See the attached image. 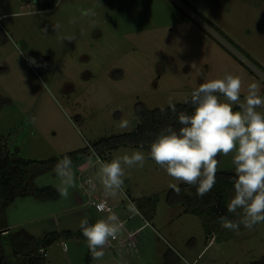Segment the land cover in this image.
Masks as SVG:
<instances>
[{"label": "rangeland", "instance_id": "obj_1", "mask_svg": "<svg viewBox=\"0 0 264 264\" xmlns=\"http://www.w3.org/2000/svg\"><path fill=\"white\" fill-rule=\"evenodd\" d=\"M89 8L96 15L81 17ZM226 73L241 78L242 101L254 82L264 96V0H0V142L12 157L60 159L86 146L95 153L93 161L135 150L147 157L146 149L130 145L97 154L92 143L133 130L139 103L163 108L169 97L183 102L205 79ZM122 119L129 121L127 128L119 126ZM233 156H219L217 171L235 173ZM57 162L34 165L29 185L57 190ZM80 164L81 172L73 165L76 186L67 198L58 191L47 199L17 194L7 205L0 255L14 260L12 247L22 243H29L32 255L43 246L45 264H118L117 256L135 264H162L167 249L185 264H250L264 255V222L251 230L241 225L236 234L212 214L207 220L170 185L182 186L190 199L197 197L196 187L146 159L143 168L125 166L123 192L107 195L115 206L112 213L127 220L126 229L140 227L134 246L127 241L117 246L125 236L121 229L103 257L93 259L80 221L94 223L112 213L98 211L83 189L94 185L92 195L100 196L99 166L87 160ZM226 193L229 202L234 189ZM51 233L56 236L43 244Z\"/></svg>", "mask_w": 264, "mask_h": 264}, {"label": "clouds", "instance_id": "obj_2", "mask_svg": "<svg viewBox=\"0 0 264 264\" xmlns=\"http://www.w3.org/2000/svg\"><path fill=\"white\" fill-rule=\"evenodd\" d=\"M80 14L81 17H94L96 12L89 8L82 9ZM60 28L59 23L54 25L55 31ZM241 93L239 76L226 73L222 78L205 79L184 101L191 105V114L178 112L169 97L168 109H161V114L168 110L176 114V123L180 127L161 129L150 143L147 157L142 150L111 161L101 160L98 156L93 161L95 153L87 157L89 164L99 166L98 175L106 195L115 197L123 192L125 166L128 169L143 168L146 159H151L168 176L195 186L197 196L204 197L215 186L220 163L218 157L234 153V194L227 203V211L239 219L221 216L220 224L224 229L239 234L241 225L251 230L264 222V112L258 110L264 108V96L260 94V85L255 82L248 85L243 101ZM234 105L239 110H234ZM128 125L126 119L119 123L121 128ZM54 172L60 181L57 191L61 197L67 198L69 189L76 186L71 157L64 156L59 160ZM170 187L180 195L181 189L177 184ZM130 210L135 211V206ZM79 227L92 258L98 260L104 255V247L117 238L122 224L112 213L94 223H89L87 218L82 219Z\"/></svg>", "mask_w": 264, "mask_h": 264}, {"label": "trees", "instance_id": "obj_3", "mask_svg": "<svg viewBox=\"0 0 264 264\" xmlns=\"http://www.w3.org/2000/svg\"><path fill=\"white\" fill-rule=\"evenodd\" d=\"M184 101L175 103L177 111H187L188 114H191L193 111L191 105L185 104ZM161 109L167 110L168 105L163 108H147L143 104L139 103L135 108L137 123L133 130L119 135L99 138L92 143V147L95 149L97 154H102L120 145H130L133 147L144 148L149 151L150 143L155 139L161 129L167 126L175 128L180 127V125L176 123V114L172 113L170 110L166 111L165 114H161ZM92 154L91 149L86 146L80 149L65 152L61 155L60 159L49 158L47 160H26L21 157H12L0 142V231L5 228V226L2 225L5 208L14 201L17 194H32L40 199H47L56 196L57 190L51 186L31 187L29 185L32 174L34 175V171L32 170L34 165L46 167L51 162L53 163L54 161L61 160L64 156H69L73 160V165L77 166V164L87 160V157L92 156ZM234 176L235 173L231 171H217L216 183L213 189L204 197L197 196L192 198L195 202L190 201L192 199H190L189 196H183L184 193L182 186L180 187L181 192L178 196L186 203L187 206H190L193 209V212L201 214L202 216H208L207 220L211 214L214 215L217 221H220L221 216H227L232 220L233 218L231 217V213L227 211L228 202L226 200V191L229 188L234 189ZM185 210L188 211L187 208ZM209 224L210 222H207L206 225ZM212 234V230L209 231V235ZM55 236V233L48 234L43 237L41 241L43 244L49 243ZM28 246L29 243H22L20 246L12 247V256H23L20 259L25 258V260L20 261L19 263H14L7 258L5 253H2L0 255V264H45V260L41 256L42 253L39 252V249L44 247L39 246V254L32 255L27 251ZM31 249H33V246ZM162 264L185 263L182 262L180 256L175 251L167 249L164 254V262ZM250 264H264V255Z\"/></svg>", "mask_w": 264, "mask_h": 264}, {"label": "built area", "instance_id": "obj_4", "mask_svg": "<svg viewBox=\"0 0 264 264\" xmlns=\"http://www.w3.org/2000/svg\"><path fill=\"white\" fill-rule=\"evenodd\" d=\"M85 193H88L90 195V201L89 202H90V204L94 205L95 208L98 211H104V212L112 213L113 206L108 204V201H107L108 197H107L106 194H100V196L96 197L95 195H92V193H93L92 190L85 191ZM101 196H103V197H101ZM98 206H103V207L101 208V207H98ZM119 221L122 224V229L124 230V233H125L124 238H122V240L120 242H122V244H125V242L127 241L128 245L133 244L131 239L134 237L135 231L138 230L139 227L136 230H128V229L125 228L123 221H121V220H119ZM145 223H148V221H145ZM117 239H118V237L115 240H117ZM115 240H111L110 242H113ZM39 252L40 253H44L45 249L44 248H40ZM187 264H191V263H187Z\"/></svg>", "mask_w": 264, "mask_h": 264}, {"label": "crops", "instance_id": "obj_5", "mask_svg": "<svg viewBox=\"0 0 264 264\" xmlns=\"http://www.w3.org/2000/svg\"><path fill=\"white\" fill-rule=\"evenodd\" d=\"M27 1H29V0H27ZM196 40L197 41H199V39L198 38H196ZM205 45V44H204ZM242 49V48H241ZM239 61V60H238ZM256 61V60H255ZM240 62V61H239ZM241 63V62H240ZM256 63H258L259 65H261L259 62H257L256 61ZM79 166L81 165V164H78ZM79 166H76L77 168V170H81L80 168H79ZM81 172V171H80ZM97 181V180H96ZM89 185V184H88ZM100 187V184L98 185V182H97V187ZM83 187V186H82ZM94 187V185L93 186H91V185H89V187H83V189H84V191H88V190H92V188ZM97 191V190H96ZM94 192V191H93ZM99 194H106L105 193V191H104V189H102L101 187H100V189H99ZM114 206V205H113ZM115 208V206L113 207V209ZM117 215V214H116ZM118 216V215H117ZM131 215H128V218L130 217ZM118 218H119V220H121V221H123V223H124V226H125V228H126V223H127V220L126 219H122V218H120L119 216H118ZM106 219V218H105ZM136 229H138V228H135L134 230H136ZM128 230H132V229H128ZM140 230V227H139V229L138 230H136L135 231V234L138 232ZM124 231V230H123ZM134 234V235H135ZM133 239H134V237L131 239V241L133 242ZM131 246H134V243L133 244H130ZM119 248L120 247H123V246H125V244H122V242H119L118 243V245H117ZM117 256V255H116ZM116 258V259H115ZM14 260H10L11 262H14V263H19L20 261H23V260H25V258H23V259H17L16 257H14L13 258ZM114 259L115 260H119V263L118 264H135V263H130V262H128V260H121V259H123V258H121V257H119L118 258V256L117 257H114ZM187 263H189V262H187ZM186 263V264H187ZM192 264V263H191Z\"/></svg>", "mask_w": 264, "mask_h": 264}]
</instances>
